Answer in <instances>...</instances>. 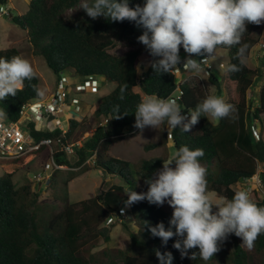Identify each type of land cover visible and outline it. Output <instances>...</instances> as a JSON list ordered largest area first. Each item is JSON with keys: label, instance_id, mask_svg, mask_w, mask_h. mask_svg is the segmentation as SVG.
Wrapping results in <instances>:
<instances>
[{"label": "trees", "instance_id": "obj_1", "mask_svg": "<svg viewBox=\"0 0 264 264\" xmlns=\"http://www.w3.org/2000/svg\"><path fill=\"white\" fill-rule=\"evenodd\" d=\"M10 1L0 0V6ZM81 2L31 0L26 12L14 14L11 19L27 32L32 53L42 57L58 76L66 69H72L84 79L100 76L116 86L93 107L96 125L92 128L87 126L85 119H70L65 133L60 128L38 129L34 122L25 127L36 140L63 136L62 141L69 143L83 138L82 145L76 148L72 156L57 153V162L71 169H79L87 167L88 160L92 159L96 168L116 175L118 168L121 166L124 169L126 164L122 165L123 160L111 156L109 151L114 139H122L127 129L137 128L134 112L143 95L136 87L140 84L145 94L155 93L167 98L173 96L179 87L178 76L174 71L157 74L153 70L151 62L158 58L152 57L145 45L138 41L139 35L146 29L135 21L125 19L114 22L103 16L93 19L83 8L76 15L68 17L67 11L78 7ZM136 4L142 5L143 0H130L129 6ZM262 28L263 22L260 25L246 23L242 43H246L248 49L240 71H224L220 80L213 75L210 77L219 93L224 91L225 86L230 89L231 95L226 102L235 106V113L217 122L210 115L202 116L189 132H184L182 127L169 129L167 122H162L161 140L148 145V148L165 145L170 133L176 150L181 146L202 148L204 156L199 158L200 162L212 164L207 168V190L215 191L225 200L231 199L237 191L233 188L234 184L242 178L252 177L259 165L264 169V84L257 106H253V101L248 97V91L262 71L260 67L253 69L246 63L252 49L260 41ZM122 43L129 48L127 51L121 54L112 52ZM221 47L228 50L227 65L239 64V60L234 58L239 45ZM181 49L184 50L182 46ZM16 55L23 56L16 47L0 50V57L3 58L11 59ZM146 63H149L147 69L144 67ZM123 84H127V89L121 100L120 87ZM34 86L40 88L37 74L33 80H25L23 90L18 91L16 96L9 95L0 101V108L8 113L7 120L18 121L25 104L41 99L37 97ZM180 90L182 95L178 105L182 114L194 110L209 95L208 89L200 85L184 83L180 85ZM115 105H119L121 113L128 114L113 118ZM256 122L261 129L259 139L253 130ZM91 129L94 131L84 137ZM167 160L165 156L144 159L135 169L137 180L126 169L125 173L121 172L123 183L102 189L93 197L67 203L51 218L44 220H40L36 213V204L41 196L39 191L33 190L31 184L17 187L14 172L3 174L0 176V264H159L156 249L161 253L172 252L173 264H201V259L190 258L192 252L199 251L198 248L190 249L189 254L182 257L180 251L173 247L177 237L170 238L164 245L159 237L151 234L149 224L155 226L162 221L166 228L169 226L173 209L169 211L147 200L129 205L138 229L132 231L126 226L130 236L128 248L105 249L100 257L92 252V246L99 239L106 242L112 239L113 225L107 222L113 213L122 212L127 205V185L136 184L137 188L140 183L141 192L147 191L146 179L154 178L162 168L163 161ZM0 163L23 165L24 157ZM261 176L264 181V171ZM255 192L252 200L264 206V198L260 199ZM230 237L233 249L229 255L221 259L224 255L220 258V253L216 252L211 259L226 264H264V234L258 236L252 249L242 244L235 234H230Z\"/></svg>", "mask_w": 264, "mask_h": 264}, {"label": "clouds", "instance_id": "obj_2", "mask_svg": "<svg viewBox=\"0 0 264 264\" xmlns=\"http://www.w3.org/2000/svg\"><path fill=\"white\" fill-rule=\"evenodd\" d=\"M129 4L130 0H82L79 8H83L93 19L100 16L114 22L128 19L142 25L146 30L139 35L138 41L145 45L152 57L158 58L151 62V67L157 74L172 72L178 69L177 65L183 61L185 72L199 75V72H204L202 64L209 63L207 58L215 54L217 47L236 45L239 47L234 58L239 60V64H226V68H221L219 64V67L227 72H238L241 70L240 65L244 63L243 58L248 49V45L242 43L246 23L260 25L263 22L264 33V0H143L142 5L136 4L130 7ZM1 7L7 8L6 5ZM181 50L184 52H180ZM186 53L201 57L198 60L186 59ZM211 76L212 69L211 75L208 76L209 80ZM95 77L98 79L97 76ZM34 78H36V72L32 64L22 55L13 56L11 59L0 57V101L5 100L9 95L16 96L18 91L23 90L25 80L31 81ZM257 78L259 77H256L253 87L250 88L252 92L256 88L260 90L262 88L260 83L255 85ZM99 82L101 85V80ZM185 84H190V82ZM100 85L90 89H97ZM126 89L127 84L120 87L119 98L121 100L124 99ZM34 91L37 97L43 100L46 89L34 86ZM256 97L258 100V96ZM70 102L74 109L75 104L71 97ZM69 111L80 115L74 110ZM235 111V106L226 102L223 97L208 95L196 105L194 110H188V114L184 115L176 98L172 96L163 98L155 93L145 94L134 112L137 128L133 129V132L145 126L156 128L165 121L169 129L182 127L184 132H189L202 116L211 115L216 119H221L231 116ZM114 112L113 118L128 114V112L121 113L119 105L114 106ZM7 118L8 113L0 108V122ZM32 122L36 124L48 121ZM61 123H58L56 128L66 132L69 126L64 129L60 127ZM28 124L23 123L24 128ZM254 127L259 131V137L255 134L259 139L261 135L259 123L256 122L253 130ZM36 128H38L37 125ZM202 156H204L202 148L179 147L167 161H163L162 168L155 173L154 178L146 179L147 191L136 192L130 187L126 190L128 199L125 203L131 205L137 201L147 200L150 204L162 206L166 202L173 208L169 226L166 228L162 221L155 226L149 224L151 234L159 237L164 245L175 236L177 239L173 247L180 251L182 257L187 256L190 249L198 248L199 251L192 252L190 258L193 260L199 258L207 262L219 250L218 242L229 234L242 238V244L252 249L258 236L264 234V206H259L252 200L254 192L249 195L247 190L241 189L240 182L244 178L233 185L237 191L231 199L216 201L210 199L207 195V169L199 160ZM91 160L87 163L89 164ZM25 164L27 163L24 158L22 166ZM260 166L262 167L259 165L258 168ZM257 173L261 176V170L257 169L252 177ZM155 254L159 264H173L172 252L161 253L159 249H156Z\"/></svg>", "mask_w": 264, "mask_h": 264}, {"label": "rangeland", "instance_id": "obj_3", "mask_svg": "<svg viewBox=\"0 0 264 264\" xmlns=\"http://www.w3.org/2000/svg\"><path fill=\"white\" fill-rule=\"evenodd\" d=\"M30 1L31 0H11L6 5L8 13L0 11V50L16 47L22 51L23 56L30 61L36 74L40 78V88L46 89V95L42 99L51 97L57 87L58 79L62 75H67L70 80V97L74 104L82 103L85 106V112L79 116H87L85 118L87 126L92 128L96 125V118L92 115L93 107L99 102L98 100L109 94L112 89H114L116 84L114 82H108L105 85L101 84L97 89L80 91L79 88H77V90L76 86H78L79 83H72L71 81L81 82L84 78L77 75L72 69H66L58 76L42 57L35 56L31 51V45L27 38V32L16 25L11 19V15L26 12L29 9ZM80 5L76 8L68 10L66 15L68 17L76 15L80 9ZM262 34L263 30H261L259 36L262 37ZM128 49L127 45L122 43L113 48L112 52L121 54ZM180 52L184 51L181 50ZM185 55L186 59L194 58L198 60V58L201 57L188 53ZM262 56H264V51L255 55V57L248 59V63L251 67L259 66L262 71L259 78H257L255 85L260 82L264 83V58L262 59ZM207 60L211 61V63L217 67L221 62L227 64L229 60L228 50L219 46L217 47L215 54L207 58ZM97 77L99 80L102 79L100 76ZM190 84L206 87L209 95L221 96L225 99V101L229 100L231 95V91L227 86L224 87V91L222 93H219L217 87L202 71L199 75H194L191 78ZM248 94L249 99H252L254 102L253 106H257V97L255 96V93L250 90ZM68 113L70 115H75L70 111ZM210 117L214 122L218 121V119L212 117L211 115ZM60 122V118L53 117L51 121L45 123L46 125L44 129H54ZM161 126L162 123L157 125L156 128L152 126H145L143 129L137 130L135 133L133 132V129H127L122 139H114L110 147V155L123 160L124 163L122 165L126 164L124 169H122L121 166L118 168V174L116 175L106 174L101 168H96L93 164L94 161L91 160L87 167L71 169L69 166L64 165L61 169H55L53 172L51 171V173L54 174L51 177V183L44 188L34 179L35 175L39 171H42L44 162L47 161L46 156L40 155L31 159L27 164H25V166H9L7 164H0V176L7 173V170L12 169V172H15L14 182L17 187H21L24 184H31V188L33 190L39 191L41 196L36 204V213L40 220L48 219L56 212L63 209L67 203L77 202L93 197L102 189H108L114 184L123 183L124 178L121 176V172L125 173L126 169H129L132 175L131 177H134L136 178L135 180H137L138 176L135 169L144 159H153L161 156H165L169 159L171 154L176 151L175 143L170 137L167 138V143L165 145L148 148L149 144L156 143L161 140ZM93 131V129L88 130L84 137L89 136ZM80 141L83 142V138H81ZM200 163L206 169L208 166H212L211 163ZM213 169L217 170L215 167ZM259 169L261 172L264 171L263 166H260L258 170ZM129 187L136 192H141L142 189L140 183H138L137 188L136 184L133 186L127 185V189ZM255 193H257L256 195L260 199L264 198V188L260 192L256 191ZM207 195L213 201L224 199L219 197L215 191L211 190H207ZM162 206L169 211L173 209L166 202ZM107 224L113 225L111 233L112 239L106 242L101 238L92 246V252L98 254L99 257L103 255V251L105 249L111 250L113 248H128L130 244L129 229L132 231H137L138 229L129 205H125L122 212L113 213ZM126 226H128L129 229ZM240 240H242V238H240ZM232 243L233 241L230 234L225 239L218 242L219 250L217 253H220L218 256L221 258L224 255L221 259L225 258L232 251ZM200 262L201 264H226L225 262L218 263L216 259H210L207 262L200 260Z\"/></svg>", "mask_w": 264, "mask_h": 264}, {"label": "built area", "instance_id": "obj_4", "mask_svg": "<svg viewBox=\"0 0 264 264\" xmlns=\"http://www.w3.org/2000/svg\"><path fill=\"white\" fill-rule=\"evenodd\" d=\"M0 10L3 13H7L5 7H1ZM183 63V61L180 62L177 65L178 69L174 70L179 78V87L172 97L176 98L177 102L182 95L180 85L190 82L194 75H198V73L185 72ZM220 67L226 68V64L220 63ZM202 69L206 76L211 75V64H202ZM99 85L100 82L96 77H90L79 84V90L86 91L90 88H96ZM259 92L260 88H256L254 90L255 96H258ZM70 93L68 77L63 75L58 80L57 87L50 98L46 100L37 99L25 104L22 108L21 118L18 121L5 119L0 122V161H12L24 157L26 163H28L31 159L39 156L38 154L42 151L41 155L47 156L48 159L44 162L42 171H39L34 179L44 188L51 182V177L53 176L51 171L53 172L55 169L63 168V165L57 162V153L62 152L68 156H72L76 148L82 145V141L78 140L65 143L62 141L63 136L57 138L45 137L41 140H36L30 131L25 130L23 123L27 121L28 124V121L37 122L42 120H47L49 122L53 117L58 118L66 109L74 110L75 113L78 114H83L85 107L82 104L76 103L74 109L72 108ZM187 114L188 111L184 113V115ZM254 132L257 137H259V131L256 127H254ZM240 185L241 189L249 192V195L255 190L260 192L264 188V182L259 173L252 178H244L240 182Z\"/></svg>", "mask_w": 264, "mask_h": 264}, {"label": "crops", "instance_id": "obj_5", "mask_svg": "<svg viewBox=\"0 0 264 264\" xmlns=\"http://www.w3.org/2000/svg\"><path fill=\"white\" fill-rule=\"evenodd\" d=\"M263 36H264V33H263V35H262V37H260V43L256 46V47H254L253 49H252V51H251V54H250V56L247 58V64H248V66L249 67H251V65L248 63V59H251L252 57H255V55H257V54H259L260 52H263L264 50V41H263ZM221 47V46H220ZM264 58V57H263ZM262 58V59H263ZM198 59H200V57L198 58ZM208 62H209V64H211L212 66H213V68H212V75L215 77V78H217L218 80H220L221 78H222V75H223V73H224V70L223 69H221L219 66L217 67V66H215V65H213L212 63H211V61H209V60H207ZM144 67L147 69L148 67H149V63H146V65H144ZM257 67H259V66H257ZM257 67H251V68H257ZM200 73V72H199ZM72 83H80L79 81H71ZM106 83H108V81L107 80H105V78H103L102 77V79H101V84L102 85H105ZM260 84L261 85H263L264 83H261L260 82ZM116 86V85H115ZM115 86H114V88H115ZM78 88V86H76V89ZM78 90V89H77ZM113 90V89H112ZM136 90L138 91V92H140L143 96L145 95V92H144V90H143V87H142V85H140V84H138V86L136 87ZM74 104V103H73ZM69 112V110L68 109H66L61 115H59L60 117V119H61V126L60 127H62V128H64V129H66V128H68V126H69V119L70 118H75V117H77V118H75V119H78V120H82L84 117H82V116H79V115H73V114H69L68 113ZM74 113V112H73ZM87 117V116H86ZM85 117V118H86ZM27 121H25V123H26ZM36 125H37V127L38 128H41V129H44L45 128V122H38V123H36ZM7 165H11V166H19L20 164H16V163H9V164H7ZM20 166H22V165H20ZM13 170L12 169H9V170H7L6 172H12ZM14 174H15V172H14ZM15 176V175H14Z\"/></svg>", "mask_w": 264, "mask_h": 264}]
</instances>
